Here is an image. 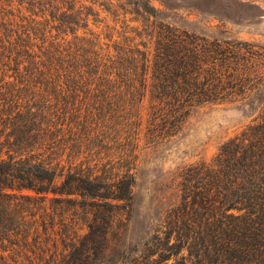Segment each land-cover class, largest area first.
I'll return each mask as SVG.
<instances>
[{"label":"trees","instance_id":"16d2710c","mask_svg":"<svg viewBox=\"0 0 264 264\" xmlns=\"http://www.w3.org/2000/svg\"><path fill=\"white\" fill-rule=\"evenodd\" d=\"M209 1L220 16L258 8ZM133 6L142 27L122 26L117 40L113 26L88 27L91 5L0 0V264H264V51L163 23L147 1ZM144 35L150 66L135 41ZM224 102L253 118L180 172L178 202L139 245L113 253L135 176L92 167L93 140L136 146L144 129L146 144L162 143L194 108Z\"/></svg>","mask_w":264,"mask_h":264},{"label":"rangeland","instance_id":"374dc122","mask_svg":"<svg viewBox=\"0 0 264 264\" xmlns=\"http://www.w3.org/2000/svg\"><path fill=\"white\" fill-rule=\"evenodd\" d=\"M76 5H91L96 14L87 18L88 27L100 31L103 25L113 26L112 39H120L122 26L142 27V17L132 11L134 3L147 1L161 11L160 20L190 34L220 41H245L253 48L264 51V0H239L254 3L258 8L237 5L230 16L213 12L209 0H73ZM246 3V4H247ZM159 21V20H157ZM131 35L133 33H130ZM145 41L148 64L153 54V38L136 37ZM261 71L264 73V66ZM149 82V73L146 77ZM142 102L141 115L146 116L147 98ZM253 117L250 111L236 103H209L194 108L186 118L181 130L172 138L158 144H146L144 129L140 132L138 145L105 144L99 140L91 143L88 161L93 167L98 159V171L115 172L122 167L131 168L135 176V203L130 221L114 220L110 236L112 252L126 245H139L159 224L160 214L179 200V174L188 165L201 160L208 161L220 144L238 133ZM106 132V131H104ZM102 133L112 138L115 133ZM101 135V134H100ZM125 137L123 131L116 132ZM99 136V135H94ZM107 141V140H106ZM126 143V141H125ZM95 169V168H94ZM59 182V179H57ZM114 253V252H113Z\"/></svg>","mask_w":264,"mask_h":264}]
</instances>
